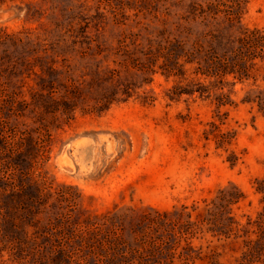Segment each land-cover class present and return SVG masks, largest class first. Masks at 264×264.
<instances>
[{
    "label": "rangeland",
    "instance_id": "rangeland-1",
    "mask_svg": "<svg viewBox=\"0 0 264 264\" xmlns=\"http://www.w3.org/2000/svg\"><path fill=\"white\" fill-rule=\"evenodd\" d=\"M239 1L233 17L221 0H0V264H106L104 250L67 245L85 222L133 245L125 215L201 205L228 185L244 195L232 214L255 217L264 114L240 98L264 86V51L242 83L192 72L233 58L245 28L264 32V0ZM192 243L239 264L241 238L198 232ZM59 249L74 260H55Z\"/></svg>",
    "mask_w": 264,
    "mask_h": 264
},
{
    "label": "trees",
    "instance_id": "trees-1",
    "mask_svg": "<svg viewBox=\"0 0 264 264\" xmlns=\"http://www.w3.org/2000/svg\"><path fill=\"white\" fill-rule=\"evenodd\" d=\"M223 12L228 16L238 17L240 11L239 0H221ZM208 12L220 11L219 5L207 4ZM230 18V17H229ZM239 49L233 54L230 60L226 58L208 57L204 60L203 67H195L193 73L204 77H217L219 79L231 75L235 81L243 82L248 79L246 72L247 63L254 58L260 57L264 51V32L259 28H245L237 38ZM181 50V46L178 45ZM184 57L183 65H192L194 59L186 52L181 53ZM176 53V59L181 56ZM170 62H173L171 60ZM165 77L169 75L182 76L183 71L178 66L165 67ZM235 81L233 83H235ZM205 86L185 88L177 94L202 95ZM227 97L221 95L218 105L228 104ZM241 103L255 104L260 112L264 114V86H253L245 89V94L240 98ZM213 124V123H212ZM214 125V124H213ZM217 146L230 142L231 132H221L213 135ZM208 139V134H204ZM230 159L233 166L236 160L235 155ZM254 191L260 195L261 208L254 218L246 216L241 222L233 214L231 207L238 204L243 198V193L234 185L220 187L213 197L203 198L202 204L192 203L190 206L181 205L166 211L145 212L136 215H125L130 221L128 230L134 236L133 245L125 246L117 235V229L110 230L109 234L102 235L98 225L92 222H85L86 232H78L67 239V245L78 244V248L87 251L90 256L96 255L94 248L106 252V264H194L197 261H207L208 264H221L213 259L211 254H202L201 247L193 245L192 239L199 233H209L213 236H233L241 238L242 248L239 264H253L264 261V178L256 179ZM110 218V217H107ZM109 222L113 225V219ZM110 224V225H111ZM108 233V232H107ZM251 234L254 236L252 237ZM101 235L100 238H97ZM96 242V245L94 243ZM73 261V257L65 249H59L55 260Z\"/></svg>",
    "mask_w": 264,
    "mask_h": 264
}]
</instances>
